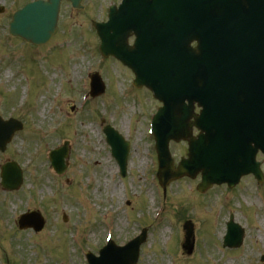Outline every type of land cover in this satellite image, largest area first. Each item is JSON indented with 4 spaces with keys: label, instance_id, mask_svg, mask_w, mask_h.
I'll use <instances>...</instances> for the list:
<instances>
[{
    "label": "rangeland",
    "instance_id": "rangeland-1",
    "mask_svg": "<svg viewBox=\"0 0 264 264\" xmlns=\"http://www.w3.org/2000/svg\"><path fill=\"white\" fill-rule=\"evenodd\" d=\"M27 1L0 0L5 6L0 14V114L23 121L22 130L16 132L6 151H0V167L15 159L25 174L16 192H7L0 184L2 261L17 264L22 258L21 264H85L81 255L97 249L106 233L104 224L99 225L96 218L114 208L105 223L112 221L109 227L119 243L138 233L141 226L150 229L137 264H224L234 257L241 259L232 264H263L264 239L260 242L257 235L260 230L264 234V198L259 195L264 196V185L255 190L252 176L243 178L236 190L227 186L226 191L224 185L213 187L205 195L197 194L199 177H183L170 183L163 193L154 175V141L147 131L150 113L156 109L155 99L147 89L133 87V74L121 63L115 59L98 61L103 57L99 56V38L91 23L94 19L105 20L109 4L119 0H83L79 9L64 1L56 33L50 43L40 47L8 31V19ZM95 70L104 76L107 90L86 101L81 99L82 93H88V74ZM53 75H57L54 81ZM35 106L36 110L41 108L38 114ZM107 121L131 140L125 177L120 176L105 142L103 128ZM66 140L71 143L69 166L58 175L48 154ZM171 151L178 162L186 155V143H172ZM259 158L263 159L262 155ZM262 167L264 170V162ZM110 183L118 187L116 194H112ZM95 201L101 204L99 209ZM159 206H164L162 212L157 210ZM35 208L47 217L48 228L37 234L31 230L20 232L17 218ZM62 213L68 215L66 223ZM231 215L247 230L244 243L237 249L224 247L223 227ZM259 217L262 226L257 224ZM187 219L195 223H190L195 239L191 254L181 253L180 249L182 226ZM74 223L84 228L79 247L70 241V226ZM11 250L18 251L19 256L12 255ZM43 254L52 261L41 258Z\"/></svg>",
    "mask_w": 264,
    "mask_h": 264
},
{
    "label": "water",
    "instance_id": "water-1",
    "mask_svg": "<svg viewBox=\"0 0 264 264\" xmlns=\"http://www.w3.org/2000/svg\"><path fill=\"white\" fill-rule=\"evenodd\" d=\"M61 0H49L48 2H40L37 3L39 6L41 13L43 14V18L38 20L34 24H29L26 21L16 23L13 28V33L21 35L25 37L27 40L32 41L34 43H42L44 41H47L51 34L55 30L56 26V18L58 15L59 5ZM75 4L78 3L79 0H73ZM244 3V2H243ZM132 30H138L136 26H130L129 31L118 40V45H122L123 47H127V36L131 33ZM137 33V32H136ZM196 37L191 36V38L186 43V49H190L189 43L191 39L194 38H200L199 40L202 41L203 46L205 45L206 39L202 35L201 37H198L197 34H195ZM200 41V43H201ZM188 49V50H189ZM201 49V46L199 47ZM193 54H200V50H189ZM94 86L99 87L98 91H96L94 94L99 93L103 90V85L101 84L100 78L96 75L94 78ZM188 96H186L187 98ZM164 100L166 101V108L163 109L162 114L159 118L157 127H156V136L159 140L158 142V148L161 151L160 154V162L162 165V169L159 173L160 181L161 183L166 186V184L175 177H179L182 174L189 173L192 176H195L193 172L194 168L198 165V161L206 162L205 155H203V152H201L200 148L203 145V142L200 141H206L202 138L199 140H196L191 135V128L192 123H190L188 118L191 116V110L193 105V98H187L190 101L189 105L185 104V98L179 94L176 99H173L172 94L168 92L166 95H164ZM191 107V108H190ZM264 114V107L261 109V112L256 114L254 117V120L256 122L255 127L256 128H262V133L264 135V117L262 115ZM2 125L4 124L5 127L7 126L6 132H2L0 129V147L2 149H5L6 143L10 140L13 132L15 129L18 128L17 122H9L8 124L5 122L0 121ZM195 124H199V120L197 118ZM209 130V129H208ZM211 133H207V142H209V139L211 135L214 134V131H210ZM181 138H187L190 141V149H191V155L190 159H183L180 163L179 169L173 168V160L171 159L170 155L167 152V146L170 139H176L179 140ZM254 138V137H253ZM256 139V138H255ZM256 145H259L264 150V139L262 142L256 141ZM255 145V149L258 147ZM128 148V145H126ZM67 154V148H61L59 150L52 152V160L53 164L56 167L57 171L62 172L65 169L64 165V157ZM225 160V159H221ZM220 160V161H221ZM239 162V161H238ZM205 169L204 172V183L201 185V189L204 190L208 186L211 185V181L206 177L207 174H209V169ZM243 171L241 170V173ZM3 177V184L8 188H16L18 187L22 182V172L15 164H7L3 167L2 172ZM27 220V221H26ZM23 225H32L35 226L36 229L42 228L44 222L41 219V217L38 214L32 213L27 214L23 216ZM132 262H135L132 259H130V264Z\"/></svg>",
    "mask_w": 264,
    "mask_h": 264
},
{
    "label": "bare ground",
    "instance_id": "bare-ground-1",
    "mask_svg": "<svg viewBox=\"0 0 264 264\" xmlns=\"http://www.w3.org/2000/svg\"><path fill=\"white\" fill-rule=\"evenodd\" d=\"M7 75H8V73H7ZM8 79H10V76L8 75ZM45 109V108H44ZM39 113V112H38ZM112 187V193L114 194L116 191H118L119 189H118V187L116 186V185H112L111 186ZM259 223H260V225H262V219H260L259 220ZM258 238H259V240L261 239H263V234L260 232V234L258 235ZM260 240V241H261ZM233 263V260H231V259H228L227 261H226V263L225 264H232Z\"/></svg>",
    "mask_w": 264,
    "mask_h": 264
}]
</instances>
